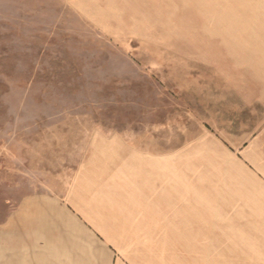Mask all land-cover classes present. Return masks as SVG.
Instances as JSON below:
<instances>
[{
	"label": "rangeland",
	"instance_id": "obj_1",
	"mask_svg": "<svg viewBox=\"0 0 264 264\" xmlns=\"http://www.w3.org/2000/svg\"><path fill=\"white\" fill-rule=\"evenodd\" d=\"M263 84L264 0H0V231L78 170L99 245L264 264V150L223 111Z\"/></svg>",
	"mask_w": 264,
	"mask_h": 264
},
{
	"label": "crops",
	"instance_id": "obj_2",
	"mask_svg": "<svg viewBox=\"0 0 264 264\" xmlns=\"http://www.w3.org/2000/svg\"><path fill=\"white\" fill-rule=\"evenodd\" d=\"M231 101L230 107L223 108L229 112L226 135L231 148L264 150V84ZM68 177L66 191L44 186L19 197L10 209L6 227L0 231L7 240L6 264H138L105 234L103 240L98 238L103 246L97 243L92 213L77 201L78 170Z\"/></svg>",
	"mask_w": 264,
	"mask_h": 264
}]
</instances>
